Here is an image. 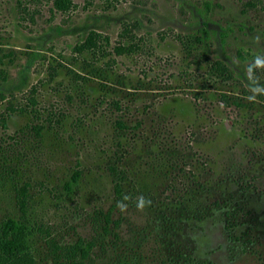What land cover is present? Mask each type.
I'll use <instances>...</instances> for the list:
<instances>
[{"label": "rangeland", "instance_id": "1", "mask_svg": "<svg viewBox=\"0 0 264 264\" xmlns=\"http://www.w3.org/2000/svg\"><path fill=\"white\" fill-rule=\"evenodd\" d=\"M70 1L0 0V222L27 226L23 264H264V0Z\"/></svg>", "mask_w": 264, "mask_h": 264}, {"label": "trees", "instance_id": "2", "mask_svg": "<svg viewBox=\"0 0 264 264\" xmlns=\"http://www.w3.org/2000/svg\"><path fill=\"white\" fill-rule=\"evenodd\" d=\"M55 5L58 9H66L68 4H71L70 0H54ZM127 29V27H126ZM96 32L92 34L83 42L78 50H85L84 48H101L96 43ZM134 42H132L127 50L131 51L134 47ZM121 48H118V52ZM35 55V53H34ZM242 59L245 57L241 56ZM212 71L223 75L228 72L227 67L222 62H217L216 66L214 65ZM4 77V72L0 70V78ZM3 92L0 91V94ZM119 124L123 125L121 122ZM81 178V172L75 171L70 179L66 181L65 186L69 192L73 191L75 185L79 182ZM116 193L121 194L122 185L117 183L115 185ZM26 190V189H24ZM123 192V191H122ZM27 226L21 223L15 218H6L0 222V264H23V259L27 250L29 249L28 238H27Z\"/></svg>", "mask_w": 264, "mask_h": 264}, {"label": "clouds", "instance_id": "3", "mask_svg": "<svg viewBox=\"0 0 264 264\" xmlns=\"http://www.w3.org/2000/svg\"><path fill=\"white\" fill-rule=\"evenodd\" d=\"M251 66H255L257 68H264V58H261L259 56H257L255 58V61L252 65L249 66V70H250V67ZM253 95L249 96L248 99L250 101H255L256 100V96L258 94H264V88H259V87H253L251 89ZM131 199L130 196L128 195H125L123 197V199L121 201H118L117 204H116V207L121 211V212H125L128 208V204L125 203L126 201H129ZM151 204V201L150 200H147L144 196H139L137 197L136 199V208L140 211H143L144 208L146 206H149Z\"/></svg>", "mask_w": 264, "mask_h": 264}]
</instances>
